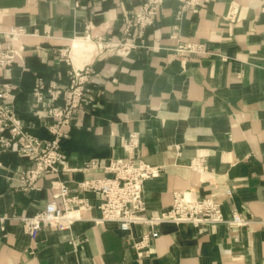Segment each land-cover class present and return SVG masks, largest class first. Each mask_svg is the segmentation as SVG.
<instances>
[{
  "label": "crops",
  "instance_id": "0c3cea01",
  "mask_svg": "<svg viewBox=\"0 0 264 264\" xmlns=\"http://www.w3.org/2000/svg\"><path fill=\"white\" fill-rule=\"evenodd\" d=\"M140 2L0 0V41L20 51L0 78L11 83L28 132L51 138L45 111L59 102L46 95L35 103L38 79L65 88L70 65L88 69V101L60 140L65 169L24 186L19 172L34 163L13 148L0 152V264H264V0H210L181 17L180 0H163L152 25L127 35L124 15L136 16ZM17 26L25 33L2 34ZM116 42H127L124 53ZM131 131L140 158L160 166L144 183L148 213L186 191L215 199L225 217L237 211L244 223L132 224L123 232L101 221L99 199L76 191V182L103 175L86 162L121 156ZM60 183L90 206L71 204L66 229L42 228L32 239L20 217L52 200L62 207ZM150 228L158 236L138 254L132 238Z\"/></svg>",
  "mask_w": 264,
  "mask_h": 264
},
{
  "label": "built area",
  "instance_id": "2783aa9c",
  "mask_svg": "<svg viewBox=\"0 0 264 264\" xmlns=\"http://www.w3.org/2000/svg\"><path fill=\"white\" fill-rule=\"evenodd\" d=\"M210 0H180L176 15L183 16L188 10L204 7ZM163 0H141L136 16L124 15L125 24L123 33L129 35L130 28L136 26L142 33L152 25L159 16ZM76 7H84L80 0H74ZM234 17V8L227 14L230 20ZM25 33L21 26L12 27L2 32L7 37H16ZM127 42H116V52L124 53ZM189 51L194 46H187ZM20 51L16 47H6L0 41V72L10 73L11 67ZM69 81L65 88H61L54 81L46 82L39 78L32 93L35 103L42 102L48 95L52 102L45 111L50 118L46 125L52 135L51 138H38L28 132L21 122L15 107V94L9 81L0 78V152L15 149L17 154L31 160L34 165L19 172V181L24 186H30L41 175L49 172L57 173L59 167L65 169L64 154L60 147L61 138L67 136L64 126L70 123L78 108L88 101L86 82L88 69L70 65ZM7 133V134H5ZM140 140L138 132L131 131L123 139L121 156L110 157L107 162H100L91 158L86 166L101 168L103 175L86 178L76 182V191L94 193L99 199L100 220L114 222L123 231H129L132 224L157 225L161 222L175 224L187 223L196 228L206 224L225 223L227 225H241L244 223L240 214L233 210L229 217H225L218 201L211 197L196 198L190 192L176 191L169 208L156 214L148 213L143 196V187L146 180L156 176L160 166L144 162L139 154ZM58 193L63 206L55 201H48L31 216L20 217L24 232L32 239L37 237L42 228L60 231L67 227L68 219L74 217L71 204L77 207L88 208L89 202L77 194L68 195L65 183L57 185ZM230 193V190H227ZM2 219V218H1ZM3 229V227H1ZM158 236V230L148 229L138 237L132 238L133 246L138 254L144 252L151 238Z\"/></svg>",
  "mask_w": 264,
  "mask_h": 264
}]
</instances>
